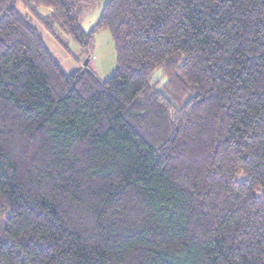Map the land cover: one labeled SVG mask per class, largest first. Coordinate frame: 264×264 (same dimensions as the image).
<instances>
[{"label":"trees","instance_id":"trees-1","mask_svg":"<svg viewBox=\"0 0 264 264\" xmlns=\"http://www.w3.org/2000/svg\"><path fill=\"white\" fill-rule=\"evenodd\" d=\"M100 1L0 0V264H264V0Z\"/></svg>","mask_w":264,"mask_h":264},{"label":"rangeland","instance_id":"rangeland-1","mask_svg":"<svg viewBox=\"0 0 264 264\" xmlns=\"http://www.w3.org/2000/svg\"><path fill=\"white\" fill-rule=\"evenodd\" d=\"M107 0L91 5H81L76 9L79 26L86 32L97 22L101 9ZM20 14H25L21 5L16 6ZM40 17L48 15L47 9L37 10ZM38 29L47 49L52 53L64 71L73 72L79 68L91 71L99 81H105L113 76L116 69L113 42L108 30H100L94 34L88 48H80L74 40L57 25L52 26L54 34L62 45L43 26L32 20ZM86 65V66H85Z\"/></svg>","mask_w":264,"mask_h":264},{"label":"crops","instance_id":"crops-1","mask_svg":"<svg viewBox=\"0 0 264 264\" xmlns=\"http://www.w3.org/2000/svg\"><path fill=\"white\" fill-rule=\"evenodd\" d=\"M48 11V14L50 13V10H47Z\"/></svg>","mask_w":264,"mask_h":264},{"label":"water","instance_id":"water-1","mask_svg":"<svg viewBox=\"0 0 264 264\" xmlns=\"http://www.w3.org/2000/svg\"><path fill=\"white\" fill-rule=\"evenodd\" d=\"M86 66V65H85Z\"/></svg>","mask_w":264,"mask_h":264}]
</instances>
